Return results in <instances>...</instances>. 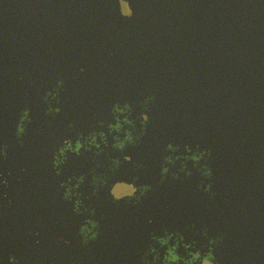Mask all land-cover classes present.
<instances>
[{
	"label": "water",
	"instance_id": "95a60500",
	"mask_svg": "<svg viewBox=\"0 0 264 264\" xmlns=\"http://www.w3.org/2000/svg\"><path fill=\"white\" fill-rule=\"evenodd\" d=\"M126 2L131 18L120 0H0V140L56 67L135 57L154 132L211 153L218 263L264 264V0Z\"/></svg>",
	"mask_w": 264,
	"mask_h": 264
},
{
	"label": "flooded vegetation",
	"instance_id": "af4514ba",
	"mask_svg": "<svg viewBox=\"0 0 264 264\" xmlns=\"http://www.w3.org/2000/svg\"><path fill=\"white\" fill-rule=\"evenodd\" d=\"M81 61L83 64L72 65L66 72L53 69L54 80L47 90L22 106L16 123H6L0 145H8V159L0 158V174L8 179L9 187H0V260L9 264L8 257L15 256L19 264H144L151 248L163 260L167 247L162 248L153 237L164 238L168 233L175 236L170 242L173 246L183 236L178 254L189 260L190 252L207 254L209 240L218 239L214 255L219 264L223 237L201 220V215L216 208L213 176L209 178L201 171L205 165L212 170L211 153L200 165L184 159L165 164L166 157L188 156V147L192 154L207 151L154 132L159 123L154 114L157 97L147 86L141 88L144 83L137 80L141 76L137 59L92 57ZM146 68L144 74L148 76L151 69ZM61 80L60 102L52 103L53 108H60V114L48 115L45 97ZM148 97H155V101L145 112ZM117 104L121 108L130 105L131 112L114 113ZM24 110L30 111L31 123L26 125L21 141L16 130ZM144 114L150 118L146 129ZM117 115L121 121H132L133 126L125 124L119 133L110 131ZM129 131L134 143L123 151L117 149L116 137L122 141ZM101 132L107 143L98 140L99 149L93 146L87 150L88 137ZM81 136L85 148L79 155L68 152L65 163L57 169L54 158L59 149L67 140L75 146ZM169 145L179 151L169 152ZM185 164L187 169L182 171ZM165 167L169 169L167 177L162 176ZM176 175L179 179H174ZM81 178L83 183L77 190ZM69 180L74 191L72 199L66 200L67 189L62 185ZM209 184L211 193L204 190ZM125 186L136 188V193L117 200L114 191L124 193ZM145 187L150 191L145 193ZM77 199L81 203L79 213ZM89 220L98 225L95 231L99 236L85 245L81 229H91ZM184 244L192 247L186 250ZM148 259L152 261L154 256Z\"/></svg>",
	"mask_w": 264,
	"mask_h": 264
},
{
	"label": "clouds",
	"instance_id": "9594fccd",
	"mask_svg": "<svg viewBox=\"0 0 264 264\" xmlns=\"http://www.w3.org/2000/svg\"><path fill=\"white\" fill-rule=\"evenodd\" d=\"M120 5L122 9V12H121L122 17L131 18L134 15V11L130 7L129 2H126V0H120ZM84 71L85 70L81 68V72H84ZM63 87H64V83L61 80L57 83V86L55 87V89L47 93L45 97V102L48 104V115L55 116V115L60 114V108L58 107L53 108L52 103L53 101H55L56 103L60 102L59 96H60V93ZM154 101H155V97H148L144 101L145 112L149 110L148 105L152 104ZM130 112H131L130 105H125L123 108H121V106L117 104L114 108V113L119 114V115H126ZM119 115H117L116 123L114 125L109 126L110 131L112 132H117V133L122 132L123 126L125 124L129 126H133V122L128 119L121 121L119 119ZM30 116H31V113L29 110L23 111L20 117L19 123L17 125V130H16V137L18 140L22 141L23 137L26 135V131H27L26 125L31 123ZM142 120H143V126L146 129L148 123L150 122V118L147 114H144L142 116ZM83 140H84V137L81 136V138L77 140L75 146H73V143L71 140L65 141V146L60 148L57 154L55 155L54 166L57 169H59L60 166L65 163L68 152H72V153L79 155L81 153V150L85 148V144L82 142ZM98 140L103 141L105 144L107 143V137L104 133L102 132L98 134L93 133L87 139V150L91 151V148L93 146L99 149L101 145L97 143ZM116 140H117V143L115 144V147L123 151L128 144L134 143V136H133V133L129 131L126 133V138L124 140L121 141L119 137H116ZM167 150L172 153L179 151V149L173 145H169ZM186 151L189 153V155L185 157H179V156L166 157L165 164H174L176 160L184 159L185 161L192 160L195 162L196 165H200L201 161L204 160L205 157L210 156V153L201 152L199 150H197L195 154H192V149L190 147H188ZM0 158L4 160L8 159V145L7 144L0 145ZM126 159H128L129 162L131 161L130 157ZM116 164L118 165L119 161H117ZM186 169H187V165L185 164L184 167L182 168V171H186ZM201 171L203 175L209 178L213 176L212 170L208 168L207 165H205L204 168L201 169ZM168 173H169V169L165 167L162 171V176L167 177ZM59 174L60 173L57 171V175ZM8 175H11V173H9ZM174 179H179V176L178 175L174 176ZM71 183L72 181L69 180L68 184L62 185V187L67 189L64 195V198L66 200H71L73 196L74 189L71 187ZM80 183H83V178H81L80 181L77 183L76 185L77 190L79 188ZM0 187H3V188L9 187L8 179H6L3 174H0ZM204 190L211 193L212 185L209 184L207 188ZM136 191L137 189L134 187H127L126 192L121 193L119 189H117L116 191H114V195L117 198V200H119L124 196H129V197L133 196L136 193ZM148 191H150V189L145 187V193H147ZM4 198L7 199V195H5ZM80 208H81V203L77 199L76 211L78 213H79ZM87 223L91 225V229L88 227H84L81 229V235L83 236V242L85 245H87L88 243L92 241L97 240L99 236V233L95 231L98 228V225L91 220H89ZM37 235H39V233H37ZM204 235L206 238L208 237L207 232H205ZM153 238L161 245L162 248L167 247V253L164 255L163 260L161 261L159 252L155 248H151L150 251L145 254L144 264H217V259H216V256L214 255V252H215L216 247L220 243L218 239L209 240V248H208L207 254H203L201 252H196V253L190 252L189 254L191 255L192 258L189 260V259H185L184 257L178 254L181 243L183 242V239H184L183 236H181L179 239L176 240V243L174 246L171 245L170 243L173 239H175V236L173 234L166 233L164 238H159V237H153ZM184 247L186 250H188L192 247V245L184 244ZM149 256H154V260L149 261L148 259ZM8 261H9V264H19L15 256H9ZM0 264H3L2 260H0Z\"/></svg>",
	"mask_w": 264,
	"mask_h": 264
}]
</instances>
